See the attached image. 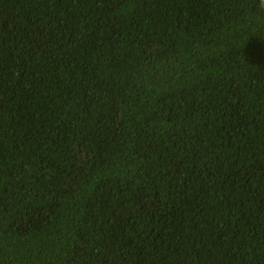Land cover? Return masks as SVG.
I'll return each instance as SVG.
<instances>
[{
  "label": "trees",
  "instance_id": "1",
  "mask_svg": "<svg viewBox=\"0 0 264 264\" xmlns=\"http://www.w3.org/2000/svg\"><path fill=\"white\" fill-rule=\"evenodd\" d=\"M0 264H264L260 0H0Z\"/></svg>",
  "mask_w": 264,
  "mask_h": 264
},
{
  "label": "clouds",
  "instance_id": "2",
  "mask_svg": "<svg viewBox=\"0 0 264 264\" xmlns=\"http://www.w3.org/2000/svg\"><path fill=\"white\" fill-rule=\"evenodd\" d=\"M260 6H264V0H260Z\"/></svg>",
  "mask_w": 264,
  "mask_h": 264
}]
</instances>
